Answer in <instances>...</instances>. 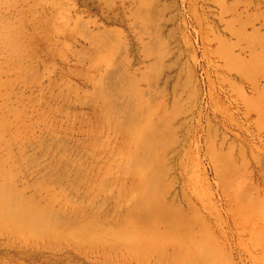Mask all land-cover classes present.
<instances>
[{"label":"rangeland","instance_id":"obj_1","mask_svg":"<svg viewBox=\"0 0 264 264\" xmlns=\"http://www.w3.org/2000/svg\"><path fill=\"white\" fill-rule=\"evenodd\" d=\"M0 264H264V0H0Z\"/></svg>","mask_w":264,"mask_h":264},{"label":"bare ground","instance_id":"obj_2","mask_svg":"<svg viewBox=\"0 0 264 264\" xmlns=\"http://www.w3.org/2000/svg\"><path fill=\"white\" fill-rule=\"evenodd\" d=\"M152 147H153V145H152ZM140 151V150H139ZM145 152H146V150H145ZM140 153V152H139ZM144 156H147V155H144ZM148 158H150V157H148ZM139 161V160H138ZM156 180V179H155ZM158 180V179H157ZM156 180V181H157ZM108 182V181H107ZM153 182V181H152ZM110 185V184H109ZM151 186V185H150ZM150 187L148 186V188L147 189H149ZM126 190V189H125ZM110 191H111V188H110ZM141 193V192H140ZM105 194V193H104ZM140 195V194H139ZM142 195H144V197L142 196ZM142 197L141 196H139V197H141V198H148V200L149 201H147V202H145V203H142V202H140L138 205H136L137 206V208L138 209H141V208H144V209H146V210H148V212L152 215V207H154V205H152V198H155V197H158V193H156V192H152V191H143L142 192ZM141 198H139V199H141ZM145 200V199H144ZM143 200V201H144ZM142 201V200H141ZM122 203V202H121ZM115 207V206H114ZM91 208V207H90ZM118 208V207H117ZM101 209V208H100ZM134 212V216H136L137 217V214H136V212L135 211H133ZM113 214V213H112ZM81 215V214H80ZM100 215V214H99ZM115 215V214H114ZM127 216H128V214H127ZM126 218V217H125ZM152 219H153V217H152ZM130 220H132V219H130Z\"/></svg>","mask_w":264,"mask_h":264}]
</instances>
